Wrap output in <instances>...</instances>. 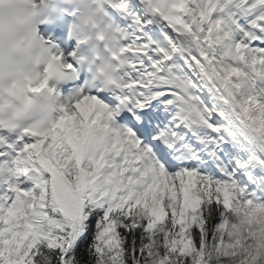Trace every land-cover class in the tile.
Returning <instances> with one entry per match:
<instances>
[{
    "label": "snow or ice",
    "instance_id": "6c2138e0",
    "mask_svg": "<svg viewBox=\"0 0 264 264\" xmlns=\"http://www.w3.org/2000/svg\"><path fill=\"white\" fill-rule=\"evenodd\" d=\"M103 7L114 86L0 132V264H264V0Z\"/></svg>",
    "mask_w": 264,
    "mask_h": 264
},
{
    "label": "clouds",
    "instance_id": "9594fccd",
    "mask_svg": "<svg viewBox=\"0 0 264 264\" xmlns=\"http://www.w3.org/2000/svg\"><path fill=\"white\" fill-rule=\"evenodd\" d=\"M105 2L66 0L74 8L69 37L77 42L76 64L86 66L94 80L111 88L117 79L112 61L117 59L118 48L113 29L104 20ZM48 4L49 0H0V132L10 136L18 137L25 128L47 129L61 111V98L53 88H22L49 69V81L56 84L69 75L64 65L52 60L53 49L39 33ZM94 41L103 44V53ZM89 44L88 52H82L81 46ZM33 117L26 125L25 121Z\"/></svg>",
    "mask_w": 264,
    "mask_h": 264
}]
</instances>
